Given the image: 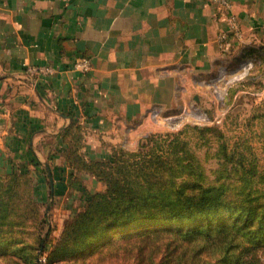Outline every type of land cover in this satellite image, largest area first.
Returning <instances> with one entry per match:
<instances>
[{"label":"rangeland","instance_id":"1","mask_svg":"<svg viewBox=\"0 0 264 264\" xmlns=\"http://www.w3.org/2000/svg\"><path fill=\"white\" fill-rule=\"evenodd\" d=\"M196 86L181 107L128 140L109 141V155L94 160H107L105 176L126 187L137 171L140 203L151 194L168 201L176 190L214 188L208 195L224 201L222 213L114 228L106 221L131 212L111 211L114 200L88 208L106 181L83 169V179L65 173L66 187L61 179L49 185L35 160L0 155V264H232L244 246L264 264V235L253 230L264 211V45L241 46Z\"/></svg>","mask_w":264,"mask_h":264},{"label":"crops","instance_id":"2","mask_svg":"<svg viewBox=\"0 0 264 264\" xmlns=\"http://www.w3.org/2000/svg\"><path fill=\"white\" fill-rule=\"evenodd\" d=\"M230 1L242 39L222 50L226 23L206 0H0L2 158L35 160L49 185L83 179L72 156H108L241 46L264 45V0ZM80 57L88 73L72 69Z\"/></svg>","mask_w":264,"mask_h":264},{"label":"trees","instance_id":"3","mask_svg":"<svg viewBox=\"0 0 264 264\" xmlns=\"http://www.w3.org/2000/svg\"><path fill=\"white\" fill-rule=\"evenodd\" d=\"M71 159L73 160L76 167L80 169H86L92 174L98 176L100 179L106 181V189L104 191L96 192L91 195V198L88 202V208H91L93 211H99L100 208H106V200L109 202L114 200L112 204L108 205L111 211H119L121 213L128 214L131 212L129 217H119L110 221H106V224L113 225L114 228L122 227L130 223L132 225L141 222L171 221L176 218H196L199 215L217 216L218 214L222 213L224 208L222 203L224 201L220 197L217 195H208L213 194L210 192H214V188L204 190V192L208 194L187 193L185 189L176 190L177 194L175 197L169 199L168 201H160V198L157 194H151L148 200H143L140 203V196L135 191L138 188L135 186L143 187V184H141V178L139 177L138 172L134 171V169H131L130 188L126 187L124 184L120 183L118 179H115L110 175L105 176V169L103 167V165L107 162V160L104 161L105 159L100 161H89L93 159L85 158L82 155L72 156ZM89 164L90 166H88ZM94 165L95 167H93ZM145 171L146 170L143 172L145 177L147 174L150 175L151 172ZM135 181L137 182V185ZM127 189L131 191V198L129 197L128 199L125 198L126 194H124L128 192ZM117 193H120L121 200L127 201L126 204H124V201L118 202L119 199L116 198ZM233 207L239 208L238 205ZM246 207H248L250 210L258 211V205L240 206V209ZM261 207H264V205H261ZM255 217L256 218L254 219L256 220V226L253 230H256V232L259 233V236H263L264 234L261 233L260 228L264 226V211ZM243 227L247 228L246 225H243ZM250 251L251 247H242L238 255L235 256L236 258L234 257L232 264L261 263L260 259L255 254H248Z\"/></svg>","mask_w":264,"mask_h":264},{"label":"built area","instance_id":"4","mask_svg":"<svg viewBox=\"0 0 264 264\" xmlns=\"http://www.w3.org/2000/svg\"><path fill=\"white\" fill-rule=\"evenodd\" d=\"M217 6L220 18L225 20L226 26L218 34V45L220 49L227 50L233 40L242 39V31L240 29L237 17L231 11L230 0H206ZM72 69L81 73H88L91 70V62L87 57H80L73 61ZM30 73L52 74L55 68L51 65H33L27 68Z\"/></svg>","mask_w":264,"mask_h":264}]
</instances>
